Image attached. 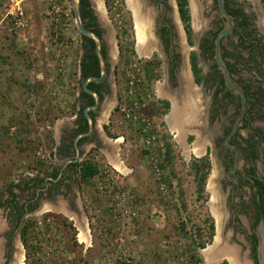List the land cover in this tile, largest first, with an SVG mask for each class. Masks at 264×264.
<instances>
[{"label": "rangeland", "instance_id": "rangeland-1", "mask_svg": "<svg viewBox=\"0 0 264 264\" xmlns=\"http://www.w3.org/2000/svg\"><path fill=\"white\" fill-rule=\"evenodd\" d=\"M10 1L0 0L2 239L15 229L12 223L16 224L9 186L23 181L50 161L54 124L62 119L58 126L60 130L64 128L63 121L69 120L78 89L76 63L80 36L71 0H65L68 14L61 13L63 17L59 22L52 19L48 0H24L19 3L25 15L20 28H15L12 19L6 17L11 9ZM92 1L100 18L111 20L117 31L114 38L116 52L113 53L116 58L111 74L114 78L113 72L117 69V79L112 86L119 98L110 117V134L105 137L100 153L96 152L100 173L82 184L87 237L82 239V227L77 223L70 225L65 218L54 220L44 214V210L27 213L21 228L16 229V252L8 262L3 258L1 264H195L193 254L202 257L200 264H209L204 250L214 243L220 229L215 210L211 207V202L216 199L213 198L212 187L215 189L218 184L214 180L218 166L213 158L205 180V193L199 197L193 166L194 143L189 133L181 138L175 136L170 126L169 111L164 109L162 113L163 110L154 109L159 95L157 81L150 82L142 66L150 59L137 50V31L128 21L126 0ZM230 1H234L231 2L234 6L236 0ZM195 4L203 33L197 37L193 30V43L189 45L198 55L199 66L208 79L212 64L204 47L208 37L221 27V18L216 0H196ZM13 6L17 9L15 3ZM174 10L181 42L186 45L184 23L179 19L176 7ZM151 27L152 34L145 33L146 38L151 35L153 41L159 40L153 33L157 27L154 20ZM229 40L235 41V38H225L226 45ZM147 41L150 43L148 38ZM161 56L158 58V79L164 78L167 71L164 54ZM242 73L247 78H254L257 70L252 64H247V68L242 67ZM210 80L193 84L197 102H210L215 92L214 83ZM140 103H145L144 112L156 131L154 135L157 137L152 136L151 144L141 131L140 120L126 118L119 113L122 107L131 112L136 109L135 113L140 115ZM206 104L201 106L204 112ZM117 137H123L121 142H116ZM111 158L123 161L124 169L114 165L119 169L115 170L107 162L112 161ZM18 195L19 199L25 200L24 192ZM217 211L225 215L222 218V237H227L235 246L246 245L239 242L241 237L231 224L232 209ZM29 221L31 225L24 239L22 230ZM212 222L214 233L210 236ZM201 243L205 246L201 247ZM224 261L232 264L229 258L213 264Z\"/></svg>", "mask_w": 264, "mask_h": 264}, {"label": "flooded vegetation", "instance_id": "flooded-vegetation-1", "mask_svg": "<svg viewBox=\"0 0 264 264\" xmlns=\"http://www.w3.org/2000/svg\"><path fill=\"white\" fill-rule=\"evenodd\" d=\"M86 1L88 4L85 6L84 0L80 1L82 17L83 9L87 10L88 15L83 17L85 26L100 35L106 61L104 79L100 82L93 80L88 82V87L99 94V101L97 102L96 96L84 88V82L88 77L101 75L95 42L79 32L76 63L78 89L72 101L69 120L63 121L65 125H62L64 128L60 130L58 126L62 119H58L54 124L55 132L52 135L54 143L49 154L50 161L43 167L35 169L23 181L16 182L14 194H10L16 224L12 223L15 229L10 230L2 239L1 251L4 262L10 261L14 251L16 252L17 247L14 246L16 229L21 228L24 215L27 213L35 214L44 210V214L54 220L65 218L73 226L76 223L84 229L87 226L81 167L84 162L92 161L99 169L96 175L100 173L96 152L100 153L106 142L105 137L110 134L108 127L110 117L112 111L117 108L119 95L112 86L117 79V69L113 72L114 78L111 74L112 64L116 58L113 53L116 52L114 38L116 39L117 31L111 20L109 22L100 18L92 0ZM231 2L234 1L226 0V7L234 16L235 26L233 32L222 39V56L230 70L234 86L241 88L245 94V107L241 94L226 84L224 74L215 59V37L225 26L221 16V27L208 37L204 47L211 57L212 70L208 79L214 83L215 92L210 102L203 100V103H199L193 84L206 83L208 75L202 69L203 77L200 82H196L192 63L193 49L189 45L188 36L186 45L181 42V32L176 24L174 7L177 8L178 17L182 21L178 0H126L128 21L134 31L138 16L146 23L144 27L146 33L152 34L151 21L154 20L157 24L153 33L159 40L149 39L151 43L146 50L151 51L149 61L161 58L163 53L167 71L164 78L156 77L151 81H157L159 93L157 104L154 106H160L162 113L164 109L169 111L172 119H175V115L173 116L175 112L184 113L187 117L183 131L189 129L187 132L192 138V144L194 143V147L200 151V155L193 151L195 159L207 158L212 164L214 158L218 166V174L214 178L218 184L215 189L212 187L217 200L211 202V207L232 209L231 224L241 237L239 242L246 243L239 252L245 260L247 256L253 264H259L260 244L264 235V226L261 227L264 222V0H236L234 6ZM188 5L191 14L190 0ZM72 13L74 14L73 7ZM185 33L187 35L186 30ZM231 36L235 41L229 40V44L226 45L225 38ZM248 44V47L244 46ZM244 52L248 59L245 58ZM247 64H252L256 68L257 74L254 78H247L245 73H242V67L247 68ZM164 79L167 86L163 85ZM160 90L166 97H162V94L160 96ZM164 100L169 102L168 108L164 106L162 102ZM96 104H98L96 108L88 111L90 120L86 109ZM202 104L207 105L205 112L201 108ZM144 109L145 107L141 109L140 114L147 117ZM133 111L132 113L136 112L135 109ZM126 112L122 111V107L119 109L121 115L130 118ZM140 122L142 131V121ZM149 123L151 126L146 136L149 140L152 136L156 139L154 126ZM117 138L116 142H121L120 138L123 137ZM113 157L116 158V155L113 154ZM107 162L115 170H119L112 161ZM19 192H24V201L19 199ZM224 217L225 215L222 218ZM236 239L238 240V237Z\"/></svg>", "mask_w": 264, "mask_h": 264}, {"label": "water", "instance_id": "water-1", "mask_svg": "<svg viewBox=\"0 0 264 264\" xmlns=\"http://www.w3.org/2000/svg\"><path fill=\"white\" fill-rule=\"evenodd\" d=\"M80 1L81 0H71V4H72L74 14H75L76 25L78 27L79 32L82 35L90 37L94 40L96 53H97V56L100 60V67H101V75H98V76L93 75V76L88 77L86 79V81L84 82V88L86 91L90 92L91 94H94L96 96V99L98 102L99 101V94L96 91H94L88 87V82L90 80L100 82L104 79V77L106 75V61L104 58V54L102 52V39H101L100 35L98 33H96L95 31H93V30H91L85 26V23H84V20L82 17ZM190 2H191V23H192V27L194 30V35H196L197 37H200L201 34L203 33V29L201 27V23L199 22L200 21L199 12L197 13L195 11L194 0H190ZM196 5L197 4H195V6ZM217 8H218V11L220 13V16L225 21V26L220 31H218V33L215 37V41H214V43H215V59H216L217 64L219 65V67L221 68V70L224 74L226 84L241 94L243 106L245 107V94L241 88L234 86L232 75H231L230 70H229L228 66L226 65V63L223 59V56H222V39L224 37H226L227 35H229L231 32H233L234 26H235L234 16L228 11V9L226 7V0H217ZM97 105L98 104H96L94 106H89L86 109V114L89 118H90V115L88 112L89 109L96 108ZM90 120H91V118H90ZM91 126H92V121H91ZM188 130L189 129H186L185 131L182 132L183 137H184V135H186L188 133L187 132ZM262 226H264V222L261 224V227ZM0 233H2V232H0ZM2 242H3V240H2V238H0V247L2 246V244H1ZM215 245H216V240L214 241V243L212 245H210V247L206 248V250H204V252L207 253L209 249L216 247ZM231 246L235 247L237 250H241L240 246H235L234 244H231ZM237 247H239L240 249H238ZM239 255H241L240 252H239ZM259 255H260L259 264H264V235H263L262 240H261ZM223 256L226 257V255H223ZM223 256H220V257H223ZM245 258H246V261L248 264H253L252 260H250L247 256H245ZM2 261H3V256H2V251L0 249V264L2 263ZM213 263H217V262L214 261ZM213 263H211V264H213ZM209 264H210V261H209Z\"/></svg>", "mask_w": 264, "mask_h": 264}, {"label": "trees", "instance_id": "trees-1", "mask_svg": "<svg viewBox=\"0 0 264 264\" xmlns=\"http://www.w3.org/2000/svg\"><path fill=\"white\" fill-rule=\"evenodd\" d=\"M83 6L88 4L86 0L83 2ZM178 5H179V11L181 15V19L184 23V28L187 32L188 40L190 44L193 43V29H192V23H191V14H190V9L188 5V0H178ZM83 17L85 18L88 15L87 10L83 9ZM248 47L249 45H244ZM192 63H193V70L194 74L196 77V82H200L203 75H202V69L199 66L198 62V57L195 52H192ZM143 68L145 69V72L147 73L148 79L150 82L152 79H155V77L158 76L157 74V69L160 66V61L158 59L152 60V61H147L142 64ZM161 102V101H160ZM164 103V106L166 108L169 107V102L168 101H162ZM155 111H159L161 109L160 106H155ZM193 166L195 167V178L198 182V188H197V193L199 197H202L203 194L205 193V180L207 179L208 173L210 171L211 164L207 158H196L194 159ZM98 166L94 164L92 161L90 162H84L81 167V173L83 177L84 182H88L93 176H95L98 172ZM16 186V183H11V185L8 188V193L9 194H14L13 188ZM12 202V201H11ZM31 225V222L29 221L26 223L25 227H23L22 230V235L24 239H26L29 231V227ZM71 225V224H70ZM214 233V223L212 222L210 224V236H212ZM201 247L205 246V243H201ZM193 257L196 258L194 263L195 264H200L202 261V257L197 254ZM192 257V258H193ZM194 260V259H193ZM222 264H228L227 261H224Z\"/></svg>", "mask_w": 264, "mask_h": 264}, {"label": "bare ground", "instance_id": "bare-ground-1", "mask_svg": "<svg viewBox=\"0 0 264 264\" xmlns=\"http://www.w3.org/2000/svg\"><path fill=\"white\" fill-rule=\"evenodd\" d=\"M195 1V0H194ZM197 3V2H196ZM146 6V5H145ZM143 6V7H145ZM134 7V6H133ZM140 8V7H139ZM148 9V8H147ZM140 12V11H139ZM146 12V11H145ZM148 12V11H147ZM136 13V12H135ZM198 13V12H197ZM146 24V23H145ZM145 24H144V21L141 20V18H139L138 16V19L136 20V30H137V50L140 54H143V55H149L150 52H148L149 50H146V47L151 43H149L147 41V38H146V35H145ZM149 25V24H148ZM148 28V27H147ZM151 28V27H150ZM148 34V33H146ZM150 34V33H149ZM148 49V48H147ZM155 49V48H154ZM164 90V89H163ZM186 91V90H185ZM163 91L160 92V96L162 94ZM187 94V93H186ZM179 99V98H178ZM172 100V99H171ZM177 100V99H176ZM184 106V105H183ZM191 106V105H190ZM176 113V112H175ZM173 114L174 118L176 119H172V117L169 116V121H170V126H171V130L173 132L176 133V137L177 138H181L182 136V132H183V125L185 126L184 123L187 122V118L186 116H184V113H179L178 114ZM186 114V113H185ZM178 122V123H177ZM187 124V123H186ZM197 128V127H196ZM199 145V144H198ZM186 148H189L188 145H186ZM194 148V152H196L198 155H200V151H198L196 149V147H193ZM112 159V158H111ZM112 162L113 164L118 167L119 169H124L123 165L121 164V161L120 160H117L115 158L112 159ZM215 198V197H213ZM217 198V197H216ZM214 200V199H213ZM215 210L214 211V214L217 218V223L218 225L220 226V229H219V234L217 235V238H216V247L214 248H211L208 250V252L206 253L207 256H208V259L210 261V263H213L214 261L215 262H220L222 261L224 258H229L231 263L232 264H248L247 261L244 259V257H242L241 255H239V250H237L235 247L231 246V244L229 243V241L227 240V237L223 238L222 237V233H221V227L223 226L222 225V217H223V212H220V211H217V209H213ZM212 210V211H213ZM218 226V227H219ZM218 229V228H217ZM81 231L82 232V239L84 237H87L86 235V232H85V229L82 227L81 228ZM227 236V235H226ZM235 244V243H234ZM22 248V247H21ZM238 248V247H237ZM240 249V248H239ZM223 255H226V257H224ZM17 256V255H16ZM220 256H223V257H220ZM21 257V256H20ZM220 257V258H219ZM16 260V259H15ZM17 261V260H16ZM19 261V260H18ZM212 261V262H211ZM23 262V261H22ZM15 264V262H14ZM17 264H22L21 262H18Z\"/></svg>", "mask_w": 264, "mask_h": 264}, {"label": "built area", "instance_id": "built-area-1", "mask_svg": "<svg viewBox=\"0 0 264 264\" xmlns=\"http://www.w3.org/2000/svg\"><path fill=\"white\" fill-rule=\"evenodd\" d=\"M24 0H11V9L6 13V17H10L12 19L13 25L15 28H20V24L25 21V15L22 10V7L20 6L19 3H22ZM49 2V13L52 17L53 20H56L57 22L61 21L63 16H60L61 13L68 14L66 9H65V0H48ZM17 5V9H14L13 4ZM132 83V80L130 81ZM137 103V102H135ZM146 107L145 103H140L139 108H144ZM136 108V107H135ZM136 110V109H135ZM123 112H126L128 114V117H132L133 119H142V133L146 135V133L150 129V121L145 117L143 114H136L132 113L131 110L129 111L126 110V108H122ZM155 138V137H153ZM148 144L150 143V140H147Z\"/></svg>", "mask_w": 264, "mask_h": 264}, {"label": "crops", "instance_id": "crops-1", "mask_svg": "<svg viewBox=\"0 0 264 264\" xmlns=\"http://www.w3.org/2000/svg\"><path fill=\"white\" fill-rule=\"evenodd\" d=\"M147 38L150 39V38H152V37H150V35H147ZM148 52H151V51H148ZM148 56H150V54H149V55H145V57H148ZM165 80H166V79H164V81H165ZM163 85H164V86H167V82L165 81V83H163ZM162 97H166V95L162 94Z\"/></svg>", "mask_w": 264, "mask_h": 264}]
</instances>
